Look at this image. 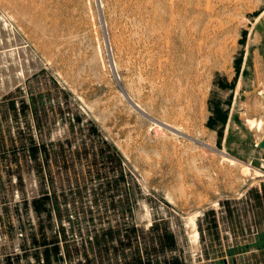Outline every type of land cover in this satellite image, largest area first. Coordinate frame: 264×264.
I'll use <instances>...</instances> for the list:
<instances>
[{"label":"rangeland","instance_id":"obj_1","mask_svg":"<svg viewBox=\"0 0 264 264\" xmlns=\"http://www.w3.org/2000/svg\"><path fill=\"white\" fill-rule=\"evenodd\" d=\"M264 0H0V264H264Z\"/></svg>","mask_w":264,"mask_h":264},{"label":"water","instance_id":"obj_2","mask_svg":"<svg viewBox=\"0 0 264 264\" xmlns=\"http://www.w3.org/2000/svg\"><path fill=\"white\" fill-rule=\"evenodd\" d=\"M264 96V95H263ZM258 146L264 149V139H262L259 143Z\"/></svg>","mask_w":264,"mask_h":264}]
</instances>
